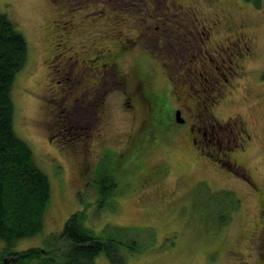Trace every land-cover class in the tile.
Wrapping results in <instances>:
<instances>
[{
  "label": "rangeland",
  "instance_id": "1",
  "mask_svg": "<svg viewBox=\"0 0 264 264\" xmlns=\"http://www.w3.org/2000/svg\"><path fill=\"white\" fill-rule=\"evenodd\" d=\"M0 12L27 44L11 89L15 132L50 185L42 231L13 244L0 240V256L38 248L60 258L69 242L58 237L79 213L95 236L123 243L116 244L115 260L103 251L93 264H264V0H0ZM212 20L217 25L209 39L202 37L203 46L189 40L195 24ZM162 21L175 39H156ZM239 40L251 49L238 52L241 57L229 45ZM215 49L233 63L219 60ZM107 62L116 63L112 71L100 65ZM226 65L235 71L220 83ZM200 68L209 71L205 81ZM168 78L179 90L177 102L191 109L184 114L200 121L194 131L212 146H223L218 135L233 140L225 128L210 131L207 112L218 123L242 120L251 139L233 152L252 183L198 156L185 139L187 126L171 110L158 138L118 161L117 152L135 141L145 121L151 90L166 85L170 108L178 104ZM104 156L118 178L129 172L108 198L96 182ZM155 167L165 171L158 181L143 180ZM130 176L145 185L133 190Z\"/></svg>",
  "mask_w": 264,
  "mask_h": 264
},
{
  "label": "trees",
  "instance_id": "2",
  "mask_svg": "<svg viewBox=\"0 0 264 264\" xmlns=\"http://www.w3.org/2000/svg\"><path fill=\"white\" fill-rule=\"evenodd\" d=\"M26 55L25 37L11 19L0 12V240L8 244L42 231V217L50 199L48 175L36 164L29 144L15 132L11 89L15 75L26 62ZM148 95L150 110L143 124L137 127L135 141L131 140L124 152H117L119 162L126 161L133 148L143 152L152 137L158 138V133H163L173 119L165 95ZM105 158L101 159L96 182L101 197L108 198L119 182H125L129 177L122 174L129 172L127 169L121 170L118 178ZM134 167L137 168L135 164ZM157 170L159 174L165 172L163 169ZM131 178L133 190H139L145 185L143 183L151 181V175L143 179L146 182ZM63 227L58 238L66 239L69 249L60 258L43 255L38 248H28L23 252L5 251L0 256V264H93L95 257L103 251L111 260H115L116 244L121 242L95 236L82 224L79 213L71 214Z\"/></svg>",
  "mask_w": 264,
  "mask_h": 264
},
{
  "label": "flooded vegetation",
  "instance_id": "3",
  "mask_svg": "<svg viewBox=\"0 0 264 264\" xmlns=\"http://www.w3.org/2000/svg\"><path fill=\"white\" fill-rule=\"evenodd\" d=\"M216 15L218 17L219 14H216ZM212 21L213 22L207 23V24L202 22V24H199L198 26H196V24H195V27L197 28L196 29V37H190L189 40H192L193 42L198 44L196 42V40L200 39L201 44L203 46L204 41H203L202 37H204L205 39H209V35L212 32L211 29H213V26L217 23L216 20H212ZM167 26H170V25L167 24L166 21H162L160 25L155 26V28H156L155 32L158 31L157 33H155L156 39L158 41L160 39V40H162L163 43H165V41L167 39H170V38L175 39V35L172 32H170L169 30H167ZM234 26H236V24L234 22L230 23V28H234ZM151 27H153V26H151ZM144 28L149 29L150 26H145ZM188 33L190 34L189 31H188ZM177 37L179 38L178 35H177ZM249 40H252V38L251 39L249 38ZM182 41L184 42L183 39H182ZM183 42H181V43H183ZM229 45L236 52L237 57L238 56L241 57V55L238 54V52L244 51L245 54H247L251 51V49L245 43H241V40H239V42L237 44H234V42L230 41ZM209 48H211V47H209ZM209 48H203V50L205 51V54H209V52H208ZM215 50L218 51L217 49H215ZM65 51H66L65 49L61 50V53L65 54ZM225 52L226 51L224 49L218 51L219 60H221L222 62H228V64L231 65V63H233L234 60L232 59L231 55L229 57L224 55ZM59 54H60V52H59ZM202 57L205 58L204 55H202ZM66 59L68 60L69 57L67 56ZM103 59H105V57ZM225 59H228V60L226 61ZM89 61H91V59H89ZM211 64L212 63L210 62V64L207 65V68H208L207 70L211 69ZM100 65L102 66V68L104 67V65H107V67L110 68V70L112 71L111 67L112 66L114 67V65H116V63L115 62L114 63L113 62L112 63L107 62V63H103V64L101 63ZM230 65L229 66L226 65V67H225L227 74H224L222 72V74L219 78L220 83L221 82H224V83L229 82V79H230L229 76L232 75V73L235 71V70H233V66H230ZM119 69L121 71L117 72V73H118V75H120L119 80H122V79H124L123 71L121 68H119ZM114 70H115V68H114ZM208 72L205 71L204 68H200L198 76L202 75V79L205 81L206 80V74ZM114 73H116V72H114ZM218 73H220V72H218ZM209 80H210V77H209ZM166 82L169 85L172 84V87H173L171 89L172 94H174V96H175L174 98L177 102L178 98H179V95L177 94V92L179 90H175L176 85L171 83L172 82L171 79L168 78ZM165 87H167V86L164 85V88ZM164 88H162L161 91L151 90L150 93L151 94H154V93L158 94L159 93V94L165 95V93L162 92V90ZM146 101H148V104H150L149 96H147ZM167 104H170V103H167ZM184 108L191 111L189 106H184V105L179 104V103L176 105H172L170 110L173 112H176V110H178L180 112V115H182L183 121H182V123L181 122L180 123L185 124V126H187L186 130L184 131L185 135L187 136V137L185 136V139H187L189 145H191L190 147H192L194 152L198 156L202 155V156L206 157L208 159V161L211 163V165L213 167H215L216 169H218L219 171H222L223 173L226 172L227 174H231V176H234V177H239L245 183H247V181L249 183H252L250 176H248L246 174V172L242 169V166L239 165L238 160L235 158V154L233 152V151H235L234 149H236L237 153L242 152L246 148L247 142L251 139L250 138L251 135H250V133L247 132L246 126H244V123H242V120L238 116H234L233 118H231V117L226 118L225 120H223V122L218 123L215 119V116L213 118V114L207 112V115H206L203 123L205 124L208 122L207 125L210 128V131H212L213 127H216L217 130H221V129L225 128V129L229 130L230 134H232V140H233L232 144H230V138L228 137V135L226 133L224 134V136H221L220 138L218 135V140L219 141L221 140L222 145H223L221 148H218L216 146H212L211 144H209L207 142L205 133H203L201 135L197 129H195V131H194V127H196V125L199 124L200 121L198 120L196 114H192V116H189L190 117V120H189L188 117L184 114ZM173 115H174V113H173ZM212 121L216 122L215 123L216 125L215 124L212 125L211 124ZM245 141H247V142L245 143ZM238 143L241 144L240 147H238L239 146ZM157 169L160 170V168L155 167L150 172L145 173L144 174L145 176L142 177V179H144V178L148 179V177L151 175V181L157 182L158 179L163 175V173L159 174V171ZM151 181H150V183H151Z\"/></svg>",
  "mask_w": 264,
  "mask_h": 264
},
{
  "label": "water",
  "instance_id": "4",
  "mask_svg": "<svg viewBox=\"0 0 264 264\" xmlns=\"http://www.w3.org/2000/svg\"><path fill=\"white\" fill-rule=\"evenodd\" d=\"M175 120L177 122L183 121V117H182V115H180V112L178 110H176V112H175Z\"/></svg>",
  "mask_w": 264,
  "mask_h": 264
}]
</instances>
